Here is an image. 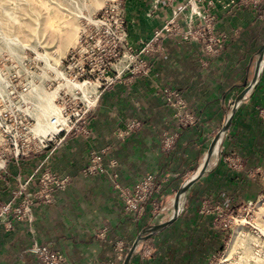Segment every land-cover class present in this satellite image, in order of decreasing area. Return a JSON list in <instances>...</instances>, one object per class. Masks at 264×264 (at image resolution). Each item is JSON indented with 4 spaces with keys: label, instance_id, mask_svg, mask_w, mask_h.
Returning <instances> with one entry per match:
<instances>
[{
    "label": "crops",
    "instance_id": "0c3cea01",
    "mask_svg": "<svg viewBox=\"0 0 264 264\" xmlns=\"http://www.w3.org/2000/svg\"><path fill=\"white\" fill-rule=\"evenodd\" d=\"M188 1L121 0L129 45L139 49L174 12L179 11L177 23L186 29ZM204 1L196 4L200 11L205 9ZM211 1L213 35L224 36L220 50L211 54L204 41L163 34L156 44L159 50L145 56L148 74H122L103 88L89 117L90 134L67 138L47 161V168L67 176L69 184L54 193L53 203L37 205L31 222L12 220L9 229L0 224V264H40L27 252L33 243L61 253L64 264H107L115 257L117 242L128 249L141 229L171 215L174 193L201 164L244 81H251L255 53L264 42V1L256 10L227 0ZM165 89L183 100L194 118L192 124L178 125L176 110L163 96ZM250 97L246 96L232 119L220 159L214 154L211 172L189 189L180 217L141 245L131 264H201L223 238L216 226L217 212L246 204L261 193L264 68L258 94L253 101ZM130 121H138L139 127L120 136ZM164 135L174 137L169 150L163 146ZM94 149H105L106 162L116 161L122 186H131L146 175L163 182L159 219L148 214L149 203L140 215L126 213L108 177L82 175ZM45 156L43 152L6 164L0 174V205L13 200L11 192ZM33 187L31 182L28 190ZM145 248H151L150 255L143 254Z\"/></svg>",
    "mask_w": 264,
    "mask_h": 264
},
{
    "label": "built area",
    "instance_id": "2783aa9c",
    "mask_svg": "<svg viewBox=\"0 0 264 264\" xmlns=\"http://www.w3.org/2000/svg\"><path fill=\"white\" fill-rule=\"evenodd\" d=\"M202 1H188L190 16L186 20V29H181L177 23L179 11L174 12L172 18L160 30L155 31L148 41L142 42L139 49H134L128 43L121 1L106 5L102 14L94 18L93 31L83 33L76 47L66 55L65 60L71 63L63 71L68 73V76L64 77L60 73L63 84L58 92L56 91L52 106L41 105V102L45 104L42 99L39 102V110L36 114L33 113L36 117L34 123L38 121V117L42 116L46 119V122L37 123L41 129L36 130V123L32 124V118L24 112L21 117H15L6 111L0 112V135L7 144L5 157L0 160V174L10 158L17 160L21 157L27 158L31 154L46 153L45 159L36 164L25 181L11 192L13 200L0 205V224L3 223L9 229L12 220L31 222L37 205L53 203L54 193L64 189L70 179L51 172L46 166L47 161L67 138L86 137L90 134L89 117L97 106L103 88L120 79L122 74H128L130 77L148 74V62L145 56L159 50L156 44L163 34L174 33L183 41H204L206 52L211 54L220 50L224 36L213 35V16L209 9L214 7V4L211 0H206L205 9L200 11L196 4ZM263 1L227 0L229 4L250 10H256ZM193 16L197 17V21ZM117 67L119 70H116ZM109 72H113V76H109ZM27 91L28 87L25 86L23 88L25 94L22 93L20 98L24 97L23 100H26L29 94ZM8 95L16 96L12 89L8 90ZM163 96L176 110L174 117L180 127L193 123L192 114L175 91L165 89ZM139 125L138 121L128 122L124 131L119 133L120 136L130 134ZM164 136L163 146L169 150L173 145L174 137ZM104 156L105 149L91 150L88 163L81 170L82 175L108 177L126 213L140 215L145 204L149 203L148 214L150 217L156 216L159 213L163 182L154 175H146L131 186H122L117 180L116 161L106 162ZM31 182H34L35 187L28 190ZM27 252L40 264H64L65 261L61 253L47 245L33 243ZM114 253V259L107 264H121L125 255L124 245L121 242L115 244ZM143 254L150 255L151 248H145Z\"/></svg>",
    "mask_w": 264,
    "mask_h": 264
},
{
    "label": "rangeland",
    "instance_id": "374dc122",
    "mask_svg": "<svg viewBox=\"0 0 264 264\" xmlns=\"http://www.w3.org/2000/svg\"><path fill=\"white\" fill-rule=\"evenodd\" d=\"M120 1L0 0V112L15 117L26 113L36 125L46 122L41 116L34 123L33 113L39 110L42 99L45 104L41 105L52 106L55 91L63 84L60 73L68 76L63 71L71 63L65 60L66 55L76 47L83 33L93 31V20L102 14L104 7ZM25 86L29 94L23 100L20 95ZM10 89L15 97H9ZM36 127L41 129L39 125ZM6 149L0 135V160L4 159ZM20 159L26 158L17 160ZM261 177V193L250 202L240 204L235 211L217 212L216 226L223 234L219 244L222 250L207 251L209 257L201 264H264V170ZM160 214L161 208L154 217L159 219ZM235 233L236 242L225 258L228 242ZM127 250L124 248L125 253Z\"/></svg>",
    "mask_w": 264,
    "mask_h": 264
},
{
    "label": "water",
    "instance_id": "95a60500",
    "mask_svg": "<svg viewBox=\"0 0 264 264\" xmlns=\"http://www.w3.org/2000/svg\"><path fill=\"white\" fill-rule=\"evenodd\" d=\"M264 68V42L259 47L257 52L255 53V66L253 77L249 83L247 80L244 81V88L240 91V93L235 97L232 107L227 114L224 122L222 123L219 131L213 136L211 139L207 150L204 154L201 164L196 168V170L188 176L176 190L171 199V215L169 217L163 218L160 223L157 224H149L145 226L138 233L127 252L124 255V258L121 264H131L134 254L136 250L143 245L147 240L155 236L156 234L162 232L163 230L170 227L177 219L180 217L186 203L187 193L189 189L196 184L201 178L211 172L210 160L214 154L217 155V159H220V153L223 141L227 135L229 127L231 125L232 119L240 107V105L244 102L247 95H252L255 90L257 84L259 83L262 71ZM247 83V84H246Z\"/></svg>",
    "mask_w": 264,
    "mask_h": 264
},
{
    "label": "bare ground",
    "instance_id": "6f19581e",
    "mask_svg": "<svg viewBox=\"0 0 264 264\" xmlns=\"http://www.w3.org/2000/svg\"><path fill=\"white\" fill-rule=\"evenodd\" d=\"M69 36V35H68ZM71 37V36H70ZM69 42V40H68ZM56 92V91H55ZM39 125V124H38ZM37 126V125H36ZM236 237H237V233L233 234L232 237L230 238L228 245H227V249L225 252V258L229 256L230 252H231V248L233 247L234 243L236 242ZM233 249V248H232ZM224 261V260H223Z\"/></svg>",
    "mask_w": 264,
    "mask_h": 264
},
{
    "label": "trees",
    "instance_id": "16d2710c",
    "mask_svg": "<svg viewBox=\"0 0 264 264\" xmlns=\"http://www.w3.org/2000/svg\"><path fill=\"white\" fill-rule=\"evenodd\" d=\"M258 87H259V83H258V85L256 86L254 92L252 93V95H251V97H250V98H251V99H250L251 101H253V100H254V97L257 96V94H258ZM227 138H228V135L225 137L223 143L226 142ZM222 145H223V144H222ZM195 170H196V168L193 170V172H194ZM198 192L202 193L203 191H202V190H199ZM237 208H238V206H235V207L233 208V210L235 211ZM220 247H221V245H220ZM220 247H219L218 249H216V250H217V251H221L222 248L220 249Z\"/></svg>",
    "mask_w": 264,
    "mask_h": 264
}]
</instances>
